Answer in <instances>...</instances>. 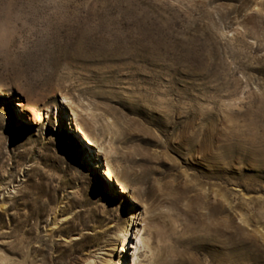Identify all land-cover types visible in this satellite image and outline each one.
Wrapping results in <instances>:
<instances>
[{
  "label": "rangeland",
  "instance_id": "obj_1",
  "mask_svg": "<svg viewBox=\"0 0 264 264\" xmlns=\"http://www.w3.org/2000/svg\"><path fill=\"white\" fill-rule=\"evenodd\" d=\"M0 264H264V0H0Z\"/></svg>",
  "mask_w": 264,
  "mask_h": 264
},
{
  "label": "bare ground",
  "instance_id": "obj_2",
  "mask_svg": "<svg viewBox=\"0 0 264 264\" xmlns=\"http://www.w3.org/2000/svg\"><path fill=\"white\" fill-rule=\"evenodd\" d=\"M76 115H77V113H76ZM75 130H76L77 133H79V132L82 133V135L84 136V138L87 141V143H89L90 145H95L94 139L89 136V134L86 132V129L82 126L81 123H77L76 124V129ZM104 174H105V176L107 177L108 180H113V181L117 180L118 181L119 177L114 171L109 169ZM124 236H125V233H124ZM136 239L139 240V244L140 245H142V244L144 245L145 244V242H144V240L142 238V235L141 236H137ZM123 242H125V241H123ZM140 248L141 247H136V252L134 254L135 257H137L138 259H139L138 251L140 250Z\"/></svg>",
  "mask_w": 264,
  "mask_h": 264
}]
</instances>
